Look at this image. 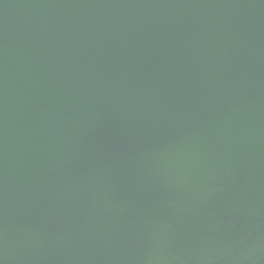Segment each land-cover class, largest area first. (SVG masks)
<instances>
[{
    "label": "water",
    "instance_id": "1",
    "mask_svg": "<svg viewBox=\"0 0 264 264\" xmlns=\"http://www.w3.org/2000/svg\"><path fill=\"white\" fill-rule=\"evenodd\" d=\"M0 264H264V0H0Z\"/></svg>",
    "mask_w": 264,
    "mask_h": 264
}]
</instances>
